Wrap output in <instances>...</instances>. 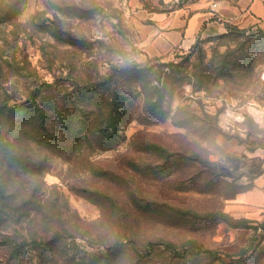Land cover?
Wrapping results in <instances>:
<instances>
[{"label":"trees","instance_id":"obj_1","mask_svg":"<svg viewBox=\"0 0 264 264\" xmlns=\"http://www.w3.org/2000/svg\"><path fill=\"white\" fill-rule=\"evenodd\" d=\"M25 1L0 0V28L17 18ZM227 28L237 37L247 33ZM220 58L206 66L203 58L195 64L192 58L180 63L157 58L144 65L111 64L103 73L93 66L92 72L78 71L67 85L54 76L53 82L25 83V94L0 92V264H116L127 255L132 256L128 264H156L160 249L168 254L163 264H221L215 243L208 245L198 235L228 223L223 210L177 204V196L190 193L222 198L215 163L187 145L173 150L146 131L133 137L137 159L123 158L122 169H104L97 160L126 141L132 122L147 129L170 119L201 139L215 138L218 123L200 99L196 107L182 106L172 116L166 104L186 84L194 93H208L220 83L251 81L255 69L264 66H255L243 48L239 56ZM22 71L26 68L0 48V85ZM52 158L101 186L73 189L100 208L97 223L83 221L59 188L46 184ZM150 188L161 192L140 193ZM134 218L137 222L130 224ZM140 218L143 227L159 232H142Z\"/></svg>","mask_w":264,"mask_h":264},{"label":"rangeland","instance_id":"obj_2","mask_svg":"<svg viewBox=\"0 0 264 264\" xmlns=\"http://www.w3.org/2000/svg\"><path fill=\"white\" fill-rule=\"evenodd\" d=\"M195 1L175 0L167 6L162 0H26L17 18L0 28V48L5 47L19 68L26 71L9 75L2 81L0 92L5 90L11 94L18 90L16 92L25 94V83L53 82L54 76L67 85L78 71L92 72L93 66L103 73L111 64L144 65L157 58L165 63L192 58V64L203 58L206 66L230 53L239 56L241 48L254 59L255 66L264 64L261 47L264 35L255 34L258 29L264 31V24L240 29L247 32L240 37L231 33L233 28L209 30L201 33L187 50L176 49L155 58L146 56L145 47L158 28L150 21L151 13ZM197 99L201 100L204 112L218 123L219 134L215 138L201 139L197 133L174 126L170 119L147 129L132 122L125 132L126 141L97 157L99 167L118 171L123 167V158L137 159V149H132L131 144L138 132L146 131L152 138H161L173 150L187 145L188 151L209 158L217 166L220 182L216 188L222 198L190 193L177 196L180 199L177 204L199 210L222 209L228 221L219 224L214 232L209 230L198 237L204 236L208 245L215 243L222 253L221 264H231L239 258L246 260L245 264H264V209L253 210L244 202V194L264 172V66L255 69L251 81L220 83L208 93H194L192 86L186 84L166 105L172 116L182 106L196 107ZM49 166L46 184L58 187L71 211L83 221L97 223L102 215L100 208L73 190L80 186L95 190L99 186L95 180L81 170L71 171L60 159L52 158ZM134 190L137 196L135 186ZM150 190L140 193L150 196L161 192L157 188ZM134 219V222L129 219V223H136ZM140 220L143 227V219ZM144 231L159 232L146 226L142 228ZM210 233H214V237ZM154 255L156 264H163L168 256L162 249ZM131 258L121 257L116 264H128Z\"/></svg>","mask_w":264,"mask_h":264},{"label":"crops","instance_id":"obj_3","mask_svg":"<svg viewBox=\"0 0 264 264\" xmlns=\"http://www.w3.org/2000/svg\"><path fill=\"white\" fill-rule=\"evenodd\" d=\"M169 5L175 0H162ZM216 4V9L211 5ZM150 21L158 28L145 47L149 58L161 57L176 49H189L203 32L252 28L264 24V0H197L183 7L152 12ZM245 204L253 210L264 209V172L244 194Z\"/></svg>","mask_w":264,"mask_h":264},{"label":"built area","instance_id":"obj_4","mask_svg":"<svg viewBox=\"0 0 264 264\" xmlns=\"http://www.w3.org/2000/svg\"><path fill=\"white\" fill-rule=\"evenodd\" d=\"M210 7H211V9H213V10H214V9H216V8H217V5H216V4H212Z\"/></svg>","mask_w":264,"mask_h":264}]
</instances>
